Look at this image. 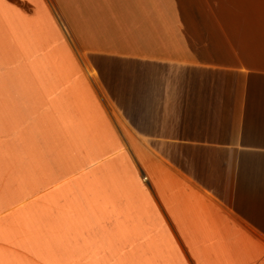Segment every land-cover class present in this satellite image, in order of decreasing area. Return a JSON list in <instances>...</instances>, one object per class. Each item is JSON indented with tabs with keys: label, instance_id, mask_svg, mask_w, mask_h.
Instances as JSON below:
<instances>
[{
	"label": "crops",
	"instance_id": "crops-1",
	"mask_svg": "<svg viewBox=\"0 0 264 264\" xmlns=\"http://www.w3.org/2000/svg\"><path fill=\"white\" fill-rule=\"evenodd\" d=\"M262 252L264 0H0V264Z\"/></svg>",
	"mask_w": 264,
	"mask_h": 264
},
{
	"label": "snow or ice",
	"instance_id": "snow-or-ice-1",
	"mask_svg": "<svg viewBox=\"0 0 264 264\" xmlns=\"http://www.w3.org/2000/svg\"><path fill=\"white\" fill-rule=\"evenodd\" d=\"M257 264H264V252L261 253L259 260L257 261Z\"/></svg>",
	"mask_w": 264,
	"mask_h": 264
},
{
	"label": "built area",
	"instance_id": "built-area-1",
	"mask_svg": "<svg viewBox=\"0 0 264 264\" xmlns=\"http://www.w3.org/2000/svg\"><path fill=\"white\" fill-rule=\"evenodd\" d=\"M144 179H146V178L144 177Z\"/></svg>",
	"mask_w": 264,
	"mask_h": 264
}]
</instances>
